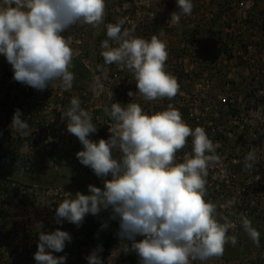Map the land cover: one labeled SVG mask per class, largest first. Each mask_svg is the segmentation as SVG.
Returning a JSON list of instances; mask_svg holds the SVG:
<instances>
[{
	"label": "rangeland",
	"instance_id": "obj_1",
	"mask_svg": "<svg viewBox=\"0 0 264 264\" xmlns=\"http://www.w3.org/2000/svg\"><path fill=\"white\" fill-rule=\"evenodd\" d=\"M192 3L191 15H181L177 24L171 21V13L179 10L176 0H105L102 23L95 27L77 23L62 33L72 41L73 59H79V71L74 74L70 91H62L57 81L43 91L33 88L32 95L24 98L27 89L13 79L11 65L0 54V101L9 93V102H17L22 116L32 123L31 135L21 137L11 128L12 118L6 122L0 119V164L7 170L42 171V182L53 177L56 180L54 185L21 183L18 176L10 181L0 180V264H37L34 253L38 231L50 233L58 228L75 236L77 243L65 242L70 256L64 251L53 255L66 256L65 264H88L85 256L93 250L90 242L80 235L79 227L67 220L57 224L54 211L57 204L52 203L51 208L47 205L51 200L59 201L65 192L88 194L70 176L90 178L86 185L94 183L89 175L93 170L77 162L76 153L83 150V145L67 131L63 113L73 97L79 98L81 107L91 114L97 127L89 139L98 142L109 138V129L115 124L104 111L112 103L122 106L137 103L150 114L163 108L162 99L148 101L139 94L131 72L104 63L101 43L108 39L106 25L121 19L125 20L124 29H134V36L150 40L157 35L166 43L168 73L191 74L192 81L185 88L188 93L184 92L188 95L176 97L174 107L181 114L186 110L187 117L194 120L193 130L205 129L215 146L219 162L208 168L205 197H211L217 206L221 223L227 217L235 225L228 234L244 233L239 238H246L239 219L241 214L251 221L260 236L264 233V0H192ZM109 43L118 46L114 41ZM6 68L10 72L4 78ZM97 84L102 88L96 87ZM129 91L135 93L133 97L128 95ZM101 110L104 113H99ZM217 135H222V139H217ZM191 149L192 143H187L177 153V162H182ZM253 149L257 161L254 169L247 172L245 156ZM113 155L119 158L120 153L114 150ZM57 158H61L62 165L52 161ZM98 178L103 182V177ZM93 186L103 189L100 183ZM229 201L235 203L229 206ZM110 212L109 209L84 218V221H107L108 227L100 230V240L112 233L114 221L119 223L109 219ZM241 244L239 255L224 256L225 249L221 257L203 264H264V242L257 246L252 240L242 239ZM122 248L119 238L113 241L100 253L104 264H139L135 252L125 253ZM193 264L202 262L197 260Z\"/></svg>",
	"mask_w": 264,
	"mask_h": 264
},
{
	"label": "clouds",
	"instance_id": "obj_2",
	"mask_svg": "<svg viewBox=\"0 0 264 264\" xmlns=\"http://www.w3.org/2000/svg\"><path fill=\"white\" fill-rule=\"evenodd\" d=\"M178 11L171 21L179 23L181 15H191L192 0H176ZM105 0H3L0 5V54L13 70V79L43 91L59 82L62 91H70L75 79L69 69L74 50L71 39L62 33L77 23L97 26L105 16ZM125 20L106 25L101 52L106 65L127 69L136 81L141 96L148 101L173 99L180 85L175 76L165 70L168 59L166 43L157 35L150 40L133 35L134 29H124ZM162 36L163 33H160ZM118 46L113 47L109 41ZM96 87L102 88L97 84ZM135 93L128 92L130 97ZM113 121L107 140L89 139L97 132L91 114L73 97L63 113L67 131L76 136L83 150L76 153L84 166L90 167L104 180L103 189L89 185V194L65 192L56 203L55 222L64 220L79 227L86 215L98 216L111 210L109 219L119 221L117 236L123 242L122 251L135 252L139 264H193L223 255L225 245L237 243L229 236L235 225L217 217V206L205 200L208 168L219 162L215 146L205 129L194 130L183 120L171 103L162 111L147 114L137 103L122 106L112 103L104 109ZM11 128L19 136H30L32 130L17 109ZM192 138L190 154L177 162V153ZM120 153L114 157L113 151ZM257 161L255 149L245 156L244 170L251 172ZM234 201H229V206ZM241 226L250 239L259 245L260 233L243 214ZM43 226L40 225V228ZM108 227L107 221L101 224ZM39 241L34 259L37 264H65L62 252L72 237L59 228L50 233L38 231ZM137 236L142 237L139 241ZM130 242V243H129ZM97 246L86 257L88 264H104Z\"/></svg>",
	"mask_w": 264,
	"mask_h": 264
},
{
	"label": "trees",
	"instance_id": "obj_3",
	"mask_svg": "<svg viewBox=\"0 0 264 264\" xmlns=\"http://www.w3.org/2000/svg\"><path fill=\"white\" fill-rule=\"evenodd\" d=\"M130 1V0H129ZM12 69V68H11ZM71 72H73L74 74L77 73L79 71V59H73L72 61V65L69 69ZM4 78H6V75L9 74V70L6 68L4 71ZM10 73H13V72H10ZM190 75L191 74H188V73H185L183 76L181 75H176L174 74V76L176 77L179 85H180V89H179V92L178 94L171 100L165 98V99H162V103H163V108H160V109H157V112L158 111H162V110H165L166 107L168 106V104H172V105H175V98L178 97L183 94V95H188V94H184L185 93H188L187 90L185 89L189 84L190 82L192 81V79L190 78ZM25 88L27 89V93L23 95L24 98H29L31 95H32V91H33V88L30 87V86H27L25 85ZM252 97V96H251ZM181 99V98H180ZM11 101L10 98H9V93L5 94L4 97L1 99L0 101V119H3V121H10L11 118H13V115L15 113V111L17 109L20 110V105H18L17 102L15 101H12V102H9ZM165 107V108H164ZM111 110V108H109ZM21 111V110H20ZM183 111V120L189 125L190 123V127L193 129V125H192V122L191 121H194L193 119H189L187 117V114L185 113L186 110H182ZM234 112V111H233ZM99 113H104L103 110H101ZM146 113L147 114H150L148 109H146ZM235 114H232L230 115L231 118H234ZM208 118V117H207ZM22 119H25L29 125H31V121L29 120V118H27L26 116H22ZM209 119V118H208ZM212 118H211V120ZM38 127L41 128L38 124ZM218 137V138H217ZM217 139L221 140L222 139V135H217L216 136ZM191 141H192V138L189 137L188 138V144L190 145L191 144ZM55 165H62V161H61V158H57V159H54L52 160ZM76 162V160H75ZM77 162H79V160L77 159ZM41 172L42 171H23V170H16V171H13V170H7L6 168H4L1 164H0V180L2 181H5V180H12L14 176H18L19 177V181L22 183V182H30L31 184H35V183H40L42 185L46 184H50V185H54L53 182H55V178L53 177L51 180H47L46 182H42L40 180V177H41ZM89 175L94 179V183L97 185V183L103 185L102 187H104V180L105 179H111V176L109 175L108 177H103L102 180L103 182H99V178L95 175V173H92V171L89 172ZM64 178H68L67 176H62ZM70 179L71 180H74L78 183V186L79 187H82L86 193L89 194V189H88V186L89 185H94V183H89L88 182V185H86L87 181L90 180V178L87 180V178L85 179L84 177H75V176H70ZM19 187V184L18 186ZM18 188H16L15 190H17ZM205 200L207 201H210L212 202V198L211 197H205ZM217 212H218V209H217ZM103 222L101 221H96V220H93V219H86L80 226H79V229H80V235L83 236V238L85 239V241L87 242H90V246L91 248L95 249L97 246H102L103 247V251L107 250L113 243V241H115L116 239H118L119 237L117 236V232L119 231V223L117 221H114L113 223V227H112V233L110 235H108L106 238H104V240H100V236H99V233H100V230L102 229L101 228V224ZM75 225V224H74ZM76 226V225H75ZM229 235V234H228ZM242 235H244V233H240L239 236H235V235H229V236H235L236 239H237V243L235 245H232L230 242L228 244L225 245V249H226V254L224 256H237L239 255L241 252L240 250L242 249V239H244V241H251L250 237L246 234V238H239L241 237ZM72 237V240H71V243L74 244L75 242L77 243V240H76V237L71 235ZM241 239V240H240ZM259 242H264V233L261 234V236L259 237ZM67 255L70 256V251L65 249L63 250ZM87 256H85V259H86Z\"/></svg>",
	"mask_w": 264,
	"mask_h": 264
},
{
	"label": "built area",
	"instance_id": "obj_4",
	"mask_svg": "<svg viewBox=\"0 0 264 264\" xmlns=\"http://www.w3.org/2000/svg\"><path fill=\"white\" fill-rule=\"evenodd\" d=\"M261 92V91H260Z\"/></svg>",
	"mask_w": 264,
	"mask_h": 264
}]
</instances>
